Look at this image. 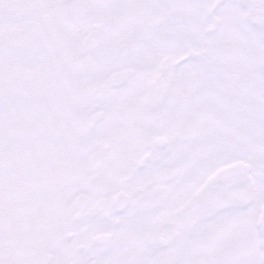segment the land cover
Masks as SVG:
<instances>
[{
    "label": "snow or ice",
    "instance_id": "snow-or-ice-1",
    "mask_svg": "<svg viewBox=\"0 0 264 264\" xmlns=\"http://www.w3.org/2000/svg\"><path fill=\"white\" fill-rule=\"evenodd\" d=\"M0 264H264V0H0Z\"/></svg>",
    "mask_w": 264,
    "mask_h": 264
}]
</instances>
